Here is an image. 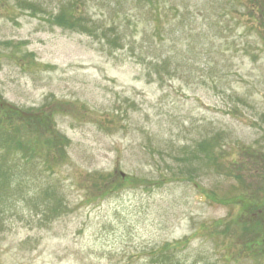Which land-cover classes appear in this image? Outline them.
I'll list each match as a JSON object with an SVG mask.
<instances>
[{
    "label": "rangeland",
    "instance_id": "374dc122",
    "mask_svg": "<svg viewBox=\"0 0 264 264\" xmlns=\"http://www.w3.org/2000/svg\"><path fill=\"white\" fill-rule=\"evenodd\" d=\"M148 1L0 0V264H264V0Z\"/></svg>",
    "mask_w": 264,
    "mask_h": 264
},
{
    "label": "trees",
    "instance_id": "16d2710c",
    "mask_svg": "<svg viewBox=\"0 0 264 264\" xmlns=\"http://www.w3.org/2000/svg\"><path fill=\"white\" fill-rule=\"evenodd\" d=\"M148 3L150 4L151 8H153L154 11L157 10L156 6L158 3V0H149ZM259 9L260 8H258V10ZM260 12H261V9H260ZM154 16L156 17V14H154ZM51 17H52V20L54 21V24H58L60 26L65 25L67 27H70V25L73 26V25H76V23H77L76 20L72 21L70 19L65 18V14L64 15H62V14L53 15ZM156 28L157 27H155V29H154L155 31L157 30ZM15 127L18 128V126L16 124H14L13 122H11L9 120L3 121L2 119H0V136L4 137V139H2V140L0 139L1 143L5 144L4 143L5 141H10L4 135L1 134V130H3L6 134L10 133V135H11L12 130H15L18 132V129L16 130ZM3 128H6L9 133L6 130H4ZM47 146H53V142H50ZM25 149H27V148H25ZM27 150H29V149H27ZM199 152H201L203 154L201 156L203 157L204 160L208 161L209 163L211 162L214 165H217L216 163L219 161V159L216 157V154H218V152H217L215 146L209 144L207 141L205 143H199L198 146L196 147V149L194 151L192 150V152L190 153V157H192V159H198V157H201V156H197ZM250 157H252L254 159L252 161V163L255 164L257 161L255 155L251 154ZM192 159L190 158V159H188V161H191ZM246 159H242V161H241V163L244 167H246V165L249 164V162H247ZM99 180H102L105 183V180L102 177ZM238 180H239L240 188L253 192L255 194L256 199H258L260 196H264V177H263V179H253L251 182H244L242 180V177H240V178L238 177ZM94 184H96V183H94ZM105 189H107V187ZM261 201H263V202H261ZM242 208L246 214L250 211V209H253L250 207H249L250 208L249 209L246 206H242ZM254 212H256V214H258V216L256 214H254L255 216H252V220H254L253 224H254V222L258 223L259 224L258 226L264 228V200L262 199V197H261L260 201L258 202L257 210H255ZM250 213H252V212L250 211ZM247 224L248 223H245L244 225L241 226L244 237L240 238V241H242L241 244L243 247L241 250H247L248 252H250L254 248V246H248L247 245L246 237L249 234H251L253 236L254 235H261L262 232L260 229H258V227L257 228L255 227V228H253V232L250 233L248 231V230H250V228H249V226H247ZM254 225H256V224H254ZM230 226L227 227V230L229 231L227 233L236 235V232L234 230H231ZM227 233H225V235ZM239 237H241V236H239ZM188 243H189L188 238H184L182 240H176L174 242H165L163 245H161L160 247H158L155 250H152L147 255L148 259L146 260V264H182L181 263L182 261H187V260L185 258H183L184 257L183 255H179V253L184 248L187 247ZM252 253H254V251ZM191 264H195V263L191 262Z\"/></svg>",
    "mask_w": 264,
    "mask_h": 264
}]
</instances>
